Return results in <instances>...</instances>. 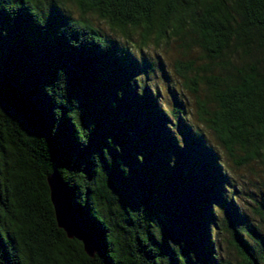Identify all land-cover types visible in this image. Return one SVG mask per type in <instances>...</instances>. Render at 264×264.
<instances>
[{"label":"trees","instance_id":"16d2710c","mask_svg":"<svg viewBox=\"0 0 264 264\" xmlns=\"http://www.w3.org/2000/svg\"><path fill=\"white\" fill-rule=\"evenodd\" d=\"M173 43L196 124L152 83L145 48ZM254 164L264 0H0V264H264L263 224L229 173ZM55 170L93 257L57 225ZM254 212L264 221L263 202Z\"/></svg>","mask_w":264,"mask_h":264},{"label":"rangeland","instance_id":"374dc122","mask_svg":"<svg viewBox=\"0 0 264 264\" xmlns=\"http://www.w3.org/2000/svg\"><path fill=\"white\" fill-rule=\"evenodd\" d=\"M66 9L71 12L74 16H79L78 11L75 7ZM92 21L109 32V27L106 22L95 15L90 16ZM178 43H173L172 47L168 52L163 48H155L153 44H150L149 47L145 48L144 54L152 63H154L155 74L151 76L152 83H155L161 87V91L166 100L170 101L171 90L177 89L179 95L183 97L184 103L186 104V111L190 115V123L196 124V105L192 95L189 93L183 85V80L179 78V75L176 72V62L184 63L187 60V57L177 49ZM192 56H199L200 53L197 49H194L191 52ZM163 61L164 70L161 69L160 63ZM159 63V66H158ZM167 74V76H165ZM210 139H213V136L207 133ZM231 177L239 184L241 192H239L238 202L243 209L244 213L250 217V219L256 224H263L264 230V221H261L260 217L255 214V206L258 205V202L264 203V166L259 164H254L248 168H241L239 170H229ZM222 242L221 252L224 256L234 259L236 257L235 252L227 245L224 240Z\"/></svg>","mask_w":264,"mask_h":264},{"label":"water","instance_id":"95a60500","mask_svg":"<svg viewBox=\"0 0 264 264\" xmlns=\"http://www.w3.org/2000/svg\"><path fill=\"white\" fill-rule=\"evenodd\" d=\"M47 183L58 227L64 230L69 239L82 242L88 256L93 257L95 253H101L102 246L99 240L87 229L71 197L68 185L56 170L47 177Z\"/></svg>","mask_w":264,"mask_h":264}]
</instances>
